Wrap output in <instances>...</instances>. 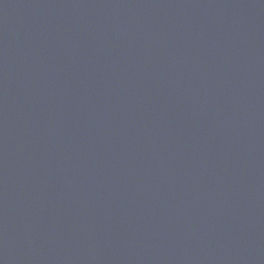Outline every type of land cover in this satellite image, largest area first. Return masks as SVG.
<instances>
[{
	"label": "water",
	"instance_id": "obj_1",
	"mask_svg": "<svg viewBox=\"0 0 264 264\" xmlns=\"http://www.w3.org/2000/svg\"><path fill=\"white\" fill-rule=\"evenodd\" d=\"M0 264H264V0H0Z\"/></svg>",
	"mask_w": 264,
	"mask_h": 264
}]
</instances>
